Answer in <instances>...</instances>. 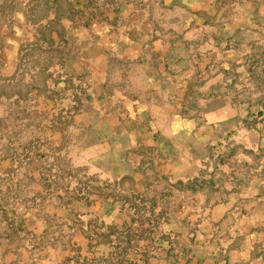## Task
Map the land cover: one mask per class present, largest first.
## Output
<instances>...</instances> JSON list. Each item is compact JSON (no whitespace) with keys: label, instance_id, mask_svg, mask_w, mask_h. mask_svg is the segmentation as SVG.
I'll use <instances>...</instances> for the list:
<instances>
[{"label":"rangeland","instance_id":"rangeland-1","mask_svg":"<svg viewBox=\"0 0 264 264\" xmlns=\"http://www.w3.org/2000/svg\"><path fill=\"white\" fill-rule=\"evenodd\" d=\"M170 94L188 179L149 127ZM249 263L264 0H0V264Z\"/></svg>","mask_w":264,"mask_h":264},{"label":"crops","instance_id":"crops-1","mask_svg":"<svg viewBox=\"0 0 264 264\" xmlns=\"http://www.w3.org/2000/svg\"><path fill=\"white\" fill-rule=\"evenodd\" d=\"M174 98L179 100L177 96L173 97L171 95L169 101H166L165 98L166 103L163 105L153 106L154 116L157 117L149 127L152 132L157 133V138L171 145L172 151L169 153V156H171L169 161L172 162L171 170L176 172L179 178L188 179L196 176V167L201 158L183 157V145L188 147L187 151L191 152L192 156L195 154L193 151L197 149L201 135L197 132L191 135L190 132L185 131L186 126L183 124V116L179 110L180 104L174 102Z\"/></svg>","mask_w":264,"mask_h":264}]
</instances>
